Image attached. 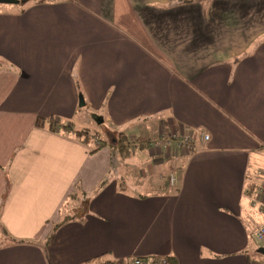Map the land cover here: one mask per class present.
<instances>
[{
    "label": "crops",
    "instance_id": "1",
    "mask_svg": "<svg viewBox=\"0 0 264 264\" xmlns=\"http://www.w3.org/2000/svg\"><path fill=\"white\" fill-rule=\"evenodd\" d=\"M256 29L264 0L0 6V264H252L264 54L238 52ZM85 108L122 149L77 136ZM185 127L192 151L172 137Z\"/></svg>",
    "mask_w": 264,
    "mask_h": 264
},
{
    "label": "rangeland",
    "instance_id": "2",
    "mask_svg": "<svg viewBox=\"0 0 264 264\" xmlns=\"http://www.w3.org/2000/svg\"><path fill=\"white\" fill-rule=\"evenodd\" d=\"M32 2H34V0H23V2L20 1L19 3H16V5L7 4V3H4V4L0 3V6H6V7L11 6V7H14L17 9H24L28 4H30ZM243 49L240 50L239 52L237 51L238 54H240V55H242V54H256V55L260 54L261 55L260 58H262V55L264 54V30L263 29H256V40H255V42L250 47H247L244 50ZM237 52H234V54H236ZM259 65H262V63L260 62V60H256V68ZM94 113H95V116H94ZM88 114H89L90 120L92 121V119H93V121L90 122L91 123L90 124V133L88 136L90 146L96 145L101 140H106L109 143H113L114 139H112V138H116V139L119 138L118 133L113 134L112 137L109 138L108 132H110L111 127L108 126L106 123H103V120H101V118L98 117L100 114H102V111L97 110V111L90 113V110L88 108H85L83 110V112L81 113V115H84V116H86ZM156 120H157V117H151L146 121L150 124H154L156 122ZM75 128H78V126ZM78 129L83 130L82 127L78 128ZM173 138H174V136H173ZM138 147H140V146H138ZM256 159H257V157L253 156L251 163L253 161H255ZM252 170L255 171L254 172V178H255L256 183H258V184L264 183V158H263L262 162L260 163V165H257V167H254L253 169L251 168V173L253 175ZM261 186H262L261 188H264V184ZM254 210H255L254 211L255 218L262 214V211L258 207H255ZM255 246L260 247L261 245L258 242H256ZM251 262H252V264H264V255L254 251L253 254L251 255Z\"/></svg>",
    "mask_w": 264,
    "mask_h": 264
},
{
    "label": "built area",
    "instance_id": "3",
    "mask_svg": "<svg viewBox=\"0 0 264 264\" xmlns=\"http://www.w3.org/2000/svg\"><path fill=\"white\" fill-rule=\"evenodd\" d=\"M194 134L191 131L190 127H185L183 131L179 134H175L174 138L177 140V145L186 150V151H192L194 150ZM173 137V135H172ZM200 138L203 141H208L210 139V135L205 132H200ZM179 181L178 173L175 171L170 174L169 176V182L171 185H177ZM253 203L262 211L264 214V190L261 189L259 192L255 194V197H253ZM256 240L257 242L264 247V223L261 225V227L256 232ZM134 264H167L165 258H158L154 262H151L150 259L145 258H136L134 260Z\"/></svg>",
    "mask_w": 264,
    "mask_h": 264
},
{
    "label": "trees",
    "instance_id": "4",
    "mask_svg": "<svg viewBox=\"0 0 264 264\" xmlns=\"http://www.w3.org/2000/svg\"><path fill=\"white\" fill-rule=\"evenodd\" d=\"M21 2H23V0H21ZM46 124H48L50 128L54 129V126L56 124H60V122L59 123L56 122L54 116H51L49 118H44V117H38L37 118V125L38 126H44ZM61 127L63 129H69L70 128L68 125H66L64 123L61 124ZM89 133H90V131L88 129H85V130L83 129V130L76 131L77 136L79 138H81V139L83 138V140L88 139ZM119 134L124 135V133H119ZM197 135L200 136V133H198ZM107 143H109V142H107ZM120 143H121V141L118 138V142L116 143V147L122 149L123 146H120ZM124 143H125V145L126 144L128 145L127 146L128 148H132L133 145H135V143H137V146L142 147V146H145V145L146 146L149 145L150 141L139 140L138 142H136L135 140H128V141H126ZM104 145H106V143H102L100 146H104ZM253 189L254 188L252 187L251 190H253ZM13 241H15V243L23 242V240H15V239ZM104 255L105 254H102V255H99V256L91 259V260H87L86 264H115V261H113V260L103 259ZM164 258H165L167 264H177V260L175 258H173V257H164ZM145 259H149V258H145ZM151 262H154V259H152Z\"/></svg>",
    "mask_w": 264,
    "mask_h": 264
},
{
    "label": "water",
    "instance_id": "5",
    "mask_svg": "<svg viewBox=\"0 0 264 264\" xmlns=\"http://www.w3.org/2000/svg\"><path fill=\"white\" fill-rule=\"evenodd\" d=\"M21 0H0V2H3V3H19ZM81 105H84V102L83 100H81ZM258 253L264 255V247L260 246L258 249H257Z\"/></svg>",
    "mask_w": 264,
    "mask_h": 264
}]
</instances>
